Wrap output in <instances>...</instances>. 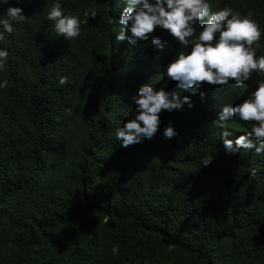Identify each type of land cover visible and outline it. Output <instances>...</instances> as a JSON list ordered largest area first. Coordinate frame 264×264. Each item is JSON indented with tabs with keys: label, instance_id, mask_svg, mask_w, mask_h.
Here are the masks:
<instances>
[{
	"label": "trees",
	"instance_id": "16d2710c",
	"mask_svg": "<svg viewBox=\"0 0 264 264\" xmlns=\"http://www.w3.org/2000/svg\"><path fill=\"white\" fill-rule=\"evenodd\" d=\"M17 2L27 17L0 41V264H264V153H226L211 123L264 72L243 87L203 84L204 103L192 95L191 108L162 111L150 140L122 147L114 129L142 83L191 95L157 77L175 42L159 28L163 50L114 41L109 21L124 0H61L83 21L69 42L55 36L45 0ZM209 3L250 9L264 55V0ZM90 8L96 16L83 14ZM169 121L177 134L165 139ZM229 126L239 135L246 123Z\"/></svg>",
	"mask_w": 264,
	"mask_h": 264
},
{
	"label": "clouds",
	"instance_id": "9594fccd",
	"mask_svg": "<svg viewBox=\"0 0 264 264\" xmlns=\"http://www.w3.org/2000/svg\"><path fill=\"white\" fill-rule=\"evenodd\" d=\"M48 4L45 17L51 21L55 36L66 41L81 33L80 16L61 6V0H45ZM4 5L0 13V41L5 33L14 35L19 24L26 19L23 8L0 0ZM85 16L97 15L95 8L83 13ZM253 13L249 9L244 14L235 11L228 3L213 8L209 0H124V7L118 18L112 17L109 23H115L118 30L113 33L114 41L127 39L131 44L149 42L157 50H163L165 43L155 30H166V34L176 44L171 58L159 65L157 77L167 82L175 81L176 88L191 95L181 96L177 91L165 86L154 87L151 78L142 83L132 95V114L122 120L114 129V137L119 146L127 147L151 139L160 128L162 111L179 110L187 105L191 108L192 95L201 103L206 101L203 84L243 87L253 72H264V55L257 54L256 42L261 31ZM8 57V49L0 47V68ZM68 77L60 75L57 84L64 85ZM231 82V84H230ZM8 81L0 79V88ZM232 121L245 122V130L234 135L236 130L229 125ZM211 123L219 129V139L228 154L241 150H252L256 154L264 153V80H257L255 86L234 104L225 103L216 113ZM165 139L175 136L176 129L169 121L161 130ZM212 158L205 157L206 166ZM255 169H253V173ZM117 254V247L111 249Z\"/></svg>",
	"mask_w": 264,
	"mask_h": 264
}]
</instances>
